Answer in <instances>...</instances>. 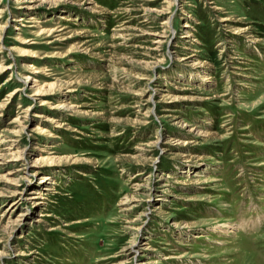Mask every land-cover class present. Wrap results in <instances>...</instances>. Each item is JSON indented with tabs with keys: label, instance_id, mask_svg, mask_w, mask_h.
<instances>
[{
	"label": "rangeland",
	"instance_id": "374dc122",
	"mask_svg": "<svg viewBox=\"0 0 264 264\" xmlns=\"http://www.w3.org/2000/svg\"><path fill=\"white\" fill-rule=\"evenodd\" d=\"M140 263L264 264V0H0V264Z\"/></svg>",
	"mask_w": 264,
	"mask_h": 264
},
{
	"label": "bare ground",
	"instance_id": "6f19581e",
	"mask_svg": "<svg viewBox=\"0 0 264 264\" xmlns=\"http://www.w3.org/2000/svg\"><path fill=\"white\" fill-rule=\"evenodd\" d=\"M36 95H38V93H36ZM12 121H14V120H12ZM12 121H11V123H12ZM38 129H40V128H39L38 126H35V128L33 129V131H37ZM41 162H42V160H40V159L38 158V159H35V160H34V162H33L32 165H33V166H36V164H39V163H41ZM168 176H169V175H168ZM46 179H48V177H44V176H43V177H41L40 181H41V182H46V181H47ZM29 193H30L32 196L26 197V199H30V200H36V199H39V196L36 195V194H38V193H37L35 190H34V191L32 190V191H30ZM15 203H16V202L13 201V202L11 203V207H13V205H14ZM18 216H19V217H20V216H23V214L20 213ZM228 230H229V229H228ZM228 230H227V231H228ZM228 232H229V231H228ZM136 247H137V246H136ZM134 252H136V250H135ZM1 255H2V254H1ZM140 264H145V263H140Z\"/></svg>",
	"mask_w": 264,
	"mask_h": 264
}]
</instances>
